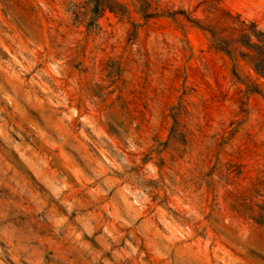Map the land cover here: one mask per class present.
I'll return each mask as SVG.
<instances>
[{
  "label": "rangeland",
  "instance_id": "1",
  "mask_svg": "<svg viewBox=\"0 0 264 264\" xmlns=\"http://www.w3.org/2000/svg\"><path fill=\"white\" fill-rule=\"evenodd\" d=\"M264 0H0V264H264Z\"/></svg>",
  "mask_w": 264,
  "mask_h": 264
},
{
  "label": "trees",
  "instance_id": "2",
  "mask_svg": "<svg viewBox=\"0 0 264 264\" xmlns=\"http://www.w3.org/2000/svg\"><path fill=\"white\" fill-rule=\"evenodd\" d=\"M251 61L254 64L255 72L264 79V50L260 49L257 57Z\"/></svg>",
  "mask_w": 264,
  "mask_h": 264
}]
</instances>
